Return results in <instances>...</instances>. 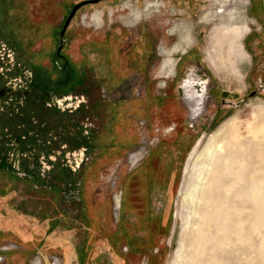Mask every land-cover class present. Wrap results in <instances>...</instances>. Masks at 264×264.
Listing matches in <instances>:
<instances>
[{
	"label": "flooded vegetation",
	"instance_id": "flooded-vegetation-1",
	"mask_svg": "<svg viewBox=\"0 0 264 264\" xmlns=\"http://www.w3.org/2000/svg\"><path fill=\"white\" fill-rule=\"evenodd\" d=\"M139 2L145 6H156L157 10L160 8L166 15L175 18L192 12L190 9L194 6V0ZM71 3L67 4L63 0L54 6L57 7L55 13L57 9H63L64 12L60 24L55 25L48 22L34 24L29 17L28 0H0V172L7 174L8 182H15L14 185L21 182L35 194L43 193V196L54 200L52 204L57 207L52 213L46 212L45 224H40L35 218L31 221L25 219L27 225L22 229L19 224L22 223V217L19 215L11 218L0 215V223L8 230L13 228L19 231L24 239L25 235L30 234L29 239L38 237L44 244L51 240L62 243V246L71 243L73 254L68 258V264H85L87 259L89 264H125L127 262L123 253L137 255L152 251L154 236L161 229L164 219L170 215L167 200L178 174L180 154L195 140L194 133L189 132L188 127L193 128V122L203 116L211 103L238 106L240 100H229L228 95L219 91L201 59L197 58V47L194 46L178 61L171 57L163 64L167 71L160 75L171 78L172 82L167 87L168 92L161 91L158 94H152L147 89L148 82L144 74V81L140 77L127 81L125 70L128 68L124 70L119 68V63L114 64L120 33L115 29L114 32L107 29L96 36V40L84 42L80 46L79 56L73 58L67 53L72 33L70 25L83 6L70 20L60 47L62 28L72 8L79 2ZM170 5L185 6L186 12L170 11ZM252 10L257 26V47L251 51L253 75L249 77L252 83L249 97H264V0L254 1ZM97 17L96 14L93 19ZM149 17L144 14L141 18L140 15L134 18L139 22L141 20L139 36L134 43L129 33L128 48L136 57L127 64L134 70L146 71L147 57L159 54V48H162L156 46L154 32L147 23ZM134 23L132 20L131 24ZM182 27H178L176 22L171 31L166 28V33H177L174 31L178 28L182 30ZM184 28L182 34L188 46L192 40L191 26ZM31 31L34 32L33 37L36 36L35 39L40 41L38 48L31 45L33 40L26 41V37L32 35ZM56 35L59 36L57 43L54 39ZM180 44L174 46L172 56ZM184 47L181 50H185ZM52 54L56 58L53 59ZM76 79L80 81L79 84H76ZM143 82L145 89L140 86ZM91 92L96 96L95 99L91 98ZM147 103L156 109L168 104L175 108L177 105L186 106L188 127L177 132L172 142L177 146L175 151L158 141L146 152L148 141L145 133L141 134L140 143L137 136L130 133L128 127L134 115H143L146 122ZM88 112L93 116L100 115L104 123L97 127L90 115L80 119L81 115ZM51 113L57 118H69L75 126L54 135L47 129L44 120ZM56 117L53 120H57ZM15 119L19 122L16 126L13 125ZM60 124L66 125L65 120L61 119ZM134 149L136 151L130 152ZM133 154H137V159L133 160ZM124 158H127L130 166L121 178V190L115 196V199L119 197L117 228L110 233L111 237L109 235L106 240H101L104 246L98 244L99 241L88 243L87 231L93 230L95 223L94 215L88 213L92 196L87 184L97 177L104 160H116L118 166L124 164ZM132 182L138 183L141 188L139 197H142V207L138 208V213L130 199ZM10 190L2 192L1 197H5ZM62 201L76 208L73 219L67 218V208L61 205ZM103 205L106 206L105 202ZM83 209L87 211L82 213ZM77 221L82 224V239L77 235ZM136 228L144 235L133 237ZM77 238L78 243H75ZM101 248L105 250L106 256L102 254ZM150 256L146 264H153V257Z\"/></svg>",
	"mask_w": 264,
	"mask_h": 264
},
{
	"label": "rangeland",
	"instance_id": "rangeland-1",
	"mask_svg": "<svg viewBox=\"0 0 264 264\" xmlns=\"http://www.w3.org/2000/svg\"><path fill=\"white\" fill-rule=\"evenodd\" d=\"M59 1L63 0H28V12L32 22L57 25L64 15L63 9H57L58 12L55 13L57 7L54 6L58 5ZM80 1L66 0V3L74 4ZM254 1L256 0H194V6L190 9L192 12L177 16L176 19L175 16L166 15L160 8L157 10L156 6H145L139 0H100L94 4H84L70 25L72 33L68 40L67 53L74 56L73 58L79 56L80 46L84 42L96 38L107 29L122 32L118 35L119 45L115 48L114 64L119 63V68L124 70L128 68L125 70L127 81L139 77L144 81L145 76L147 89L152 94L168 92L167 87L171 86V78L160 75L167 71L163 68L167 59L174 57L178 61V58L193 46L197 47L195 54L216 82L219 91L228 95L229 100H240L238 106L231 103H211L203 116L193 122V128L186 124L188 111L183 103L182 107L177 105L175 108L168 104L158 109L147 103L146 122L141 114L130 119L132 122L129 123L128 129L132 135L137 136L139 143L142 133L147 136L146 152L158 141L171 146L169 149L175 151L177 146L172 142L177 132L186 126L189 132L194 133L195 140L180 154L176 180L168 194V200L164 199L169 203L170 215L164 219L161 229L154 236L152 251L137 255L123 253L127 262L125 264H146L148 255L153 257L150 256L153 264H264V97H249L252 84L249 77L253 75L251 51L257 47V26L252 10ZM169 9L173 12H186L185 6L170 5ZM133 11L140 12V18L144 14L150 16L147 23L154 32L156 46H162L159 48V54L147 57L146 71L134 70L127 64L130 59L136 57L128 48L129 33L134 43L139 36L141 22L134 19L135 16L131 13ZM96 14L97 19H93ZM129 17L135 21L133 25ZM176 22L178 27L183 25L182 30L178 28L174 31L177 33L168 35L166 28L171 31ZM187 25L191 26L192 39L191 42L189 39L188 46L185 45L186 37L182 34ZM33 35L34 32L30 37H26V41L33 40L31 45L38 48L40 41ZM54 39L57 43L59 36H54ZM178 43H181L178 46L180 48L172 56L171 51ZM181 47L185 50H181ZM52 57L56 58L53 54ZM75 82L80 83L78 79ZM141 85L145 89L144 82ZM90 96L92 99L96 98L93 92ZM89 115L97 127L104 123L100 115L93 116L89 112L81 115L80 119ZM54 117L56 115L51 113L44 118L47 129L54 135L67 129L71 130L75 126L69 118L56 117L57 120H53ZM61 119L65 120L66 125L60 124ZM17 124L19 122L15 119L13 125ZM169 128L174 130L167 131ZM221 129H229L233 133L225 137L226 146H233L236 142L230 149L239 151L237 160L226 167L227 160L219 159L213 152L204 151L211 135ZM230 138L234 142H228ZM133 151L136 149L130 152ZM132 156L133 160L138 157L137 154ZM196 160L197 166L194 167ZM117 164L116 160H104L101 167L98 166L100 171L97 172V177L87 184L92 196L91 210L101 211L95 223L96 229H87L88 243L95 244V241H99L98 244L104 246L101 240H106L117 228L119 197L115 199V196L121 190L120 180L130 166L127 158H124V164ZM209 167L212 170L209 171ZM219 170L227 173L225 180L216 176ZM10 180L12 181L11 178ZM14 184L15 182H8L7 174L0 172V194L11 189L5 197L0 195V215L10 218L21 216L22 223L19 224L22 229L27 225L25 219L31 221L35 218L40 224H45L46 212L52 213L57 208L52 204L54 200L43 196V193L35 194L26 184ZM130 185V199L138 213V208L142 207V197H139L141 188L136 182ZM61 205L67 208V218L73 219L76 208L63 201ZM85 211L87 209H83L82 213ZM132 218L134 219L133 215ZM75 223L77 235L82 239V224L80 221ZM141 235L144 233L136 228L133 237ZM75 243H78V238ZM101 250L106 256L105 250ZM67 252L66 245L60 249L44 247L40 238L24 239L19 231H14L13 228L8 230L0 223V264H35L34 260L37 264H45L41 261L43 253L48 264V259H51L52 264L53 257H58L60 264H66ZM87 261L89 262L88 259Z\"/></svg>",
	"mask_w": 264,
	"mask_h": 264
},
{
	"label": "bare ground",
	"instance_id": "bare-ground-1",
	"mask_svg": "<svg viewBox=\"0 0 264 264\" xmlns=\"http://www.w3.org/2000/svg\"><path fill=\"white\" fill-rule=\"evenodd\" d=\"M131 13H132V15L135 16V18H137L139 16V14H140V12L137 13V12H134V11L131 12ZM130 20L132 22L131 18H130ZM263 115H264V112H263ZM231 134H233V133L229 129H221V130L215 132L214 134L211 135L209 144L204 149L205 152H210V153L213 152L219 159L224 158L225 160H227L228 163H230V164L225 162V167H226V165H231L233 162H235V160H237L236 158H238V155H239V151L235 152V151H232V149H230V147H234V144H236V142H234V140H231V138H230V141H228V142H234L233 146L230 145V144L228 146H226L227 138L225 139V137L226 136L229 137ZM237 149H238V147L236 148V150ZM241 154H240V156H242ZM198 158H200V156H198ZM230 158H231V160H230ZM197 160L194 163V167L197 166L196 165L197 164ZM232 160H234V161H232ZM210 170H212L211 167H209V171ZM207 172H208V170H207ZM216 176L220 180H225L226 177H227V173L225 171H223V170H219L218 173L216 174ZM47 256H49V255H47ZM53 260L55 261V264H60V260L58 259V257H53ZM50 261H51V259H48L49 264H50ZM34 263L37 264L35 262V260H34Z\"/></svg>",
	"mask_w": 264,
	"mask_h": 264
},
{
	"label": "crops",
	"instance_id": "crops-1",
	"mask_svg": "<svg viewBox=\"0 0 264 264\" xmlns=\"http://www.w3.org/2000/svg\"><path fill=\"white\" fill-rule=\"evenodd\" d=\"M90 204V203H89ZM92 204V203H91ZM91 207H92V205H90V207H89V209H88V213H90V215H94V223H96L97 222V220H98V218H99V215H101V211H99V210H91ZM101 207H103V206H101ZM101 207H99V209L101 210L102 208ZM96 228H94L93 230H95ZM26 236V238L25 239H29L30 238V234H28V235H25ZM22 237H24V236H22ZM65 245L69 248V252L68 253H66V257H67V259H66V264H68V258L73 254V251H72V246H71V243H65ZM44 247H56L57 249H60L61 247H63L62 246V243H60V242H58V241H53V240H51L50 242H48L47 244H44ZM89 254H91V252L89 253ZM42 258H43V260L41 259V261H42V263L44 262L45 264H48L47 263V258H46V255L43 253V255L41 256ZM85 264H89V262L86 260L85 261Z\"/></svg>",
	"mask_w": 264,
	"mask_h": 264
},
{
	"label": "water",
	"instance_id": "water-1",
	"mask_svg": "<svg viewBox=\"0 0 264 264\" xmlns=\"http://www.w3.org/2000/svg\"><path fill=\"white\" fill-rule=\"evenodd\" d=\"M100 0H85V1H82V2H79L77 3L71 10V13L69 14V16L67 17L66 21H65V24L62 28V31H61V37L64 35V32L70 22V20L72 19V17L75 15V13L77 12V10L82 7L84 4L86 3H95V2H98ZM62 41H63V37L61 38V44H60V47L62 46ZM237 105V104H236Z\"/></svg>",
	"mask_w": 264,
	"mask_h": 264
},
{
	"label": "built area",
	"instance_id": "built-area-1",
	"mask_svg": "<svg viewBox=\"0 0 264 264\" xmlns=\"http://www.w3.org/2000/svg\"><path fill=\"white\" fill-rule=\"evenodd\" d=\"M52 264H55V261L54 260H52Z\"/></svg>",
	"mask_w": 264,
	"mask_h": 264
}]
</instances>
